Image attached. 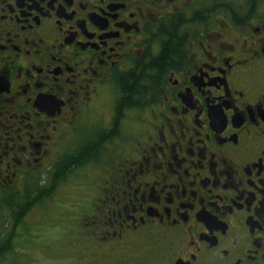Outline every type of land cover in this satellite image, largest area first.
Masks as SVG:
<instances>
[{
    "label": "flooded vegetation",
    "instance_id": "1",
    "mask_svg": "<svg viewBox=\"0 0 264 264\" xmlns=\"http://www.w3.org/2000/svg\"><path fill=\"white\" fill-rule=\"evenodd\" d=\"M62 168L34 264H264V0H0V236Z\"/></svg>",
    "mask_w": 264,
    "mask_h": 264
},
{
    "label": "rangeland",
    "instance_id": "2",
    "mask_svg": "<svg viewBox=\"0 0 264 264\" xmlns=\"http://www.w3.org/2000/svg\"><path fill=\"white\" fill-rule=\"evenodd\" d=\"M88 170L86 168H81L71 174H69L68 170L62 171V174L57 173L58 175L56 177L61 182L54 187L56 189L52 191L48 200L45 199V201L43 200L35 204L27 213L22 224L21 234L20 232L16 234L13 242L14 245H10L12 250L1 255L0 264H12V262H14V264H25L27 262L29 264H34L39 259L38 262L41 263L44 259L54 258L60 252H63L61 255H64L67 245L64 244L66 239H63V236L61 237V233L65 232V234H67L69 231L71 234L72 231V225L67 228L68 225L66 224V220L69 213H64V210L67 209L71 203L70 199L75 193L79 195L77 189H82L83 185L86 184L85 176ZM52 173L53 171L51 169L42 171L40 177L42 183L37 188L45 189V186L48 185L46 182L43 183V181L48 180ZM63 174L64 176H61ZM21 186L22 185L16 187L17 191ZM28 192H30V189ZM16 199L18 200V198ZM70 216V221L73 222V218L76 217V214H71ZM0 222H3V217L0 218ZM10 228L11 224L9 223L6 225L5 234L0 236L1 239H6L5 236L10 233ZM73 236L76 237V235ZM44 246L45 248L42 253L38 248ZM62 249H64V251H61Z\"/></svg>",
    "mask_w": 264,
    "mask_h": 264
},
{
    "label": "trees",
    "instance_id": "3",
    "mask_svg": "<svg viewBox=\"0 0 264 264\" xmlns=\"http://www.w3.org/2000/svg\"><path fill=\"white\" fill-rule=\"evenodd\" d=\"M75 166L77 167V166H79V164L76 162ZM60 170L64 172V171H67V168H65V169L62 168ZM65 173H67V172H65ZM64 174L61 176H64ZM34 188H35L34 190L30 189V192H27V197H26L27 199L24 203H21V205H14L13 206L14 210L11 212V219H12L14 225L15 224L18 225L22 216L27 215V213L31 210V208L35 204L40 203L43 200L49 198L51 193H52V191L47 192L46 189H40L37 187H34ZM31 193H32V195H31ZM11 204H13V203H11ZM14 235H15V228L10 230V233L5 236V238H6L5 240H3V239L0 240L2 243V244L0 243V257H1V255H4V254H6L12 250L10 245L11 246L13 245Z\"/></svg>",
    "mask_w": 264,
    "mask_h": 264
}]
</instances>
